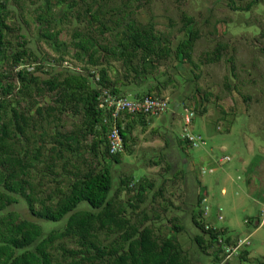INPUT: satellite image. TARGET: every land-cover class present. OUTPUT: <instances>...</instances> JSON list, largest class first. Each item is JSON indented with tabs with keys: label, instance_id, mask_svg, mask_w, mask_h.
<instances>
[{
	"label": "rangeland",
	"instance_id": "rangeland-1",
	"mask_svg": "<svg viewBox=\"0 0 264 264\" xmlns=\"http://www.w3.org/2000/svg\"><path fill=\"white\" fill-rule=\"evenodd\" d=\"M88 2L5 3L4 80L13 81L12 56L22 49L28 52L23 65L35 75L13 81L7 98L22 114L21 139L9 104L3 115L10 146L0 158L13 169L19 156L31 163L27 175L14 170L12 181L27 182L22 189L31 192L34 209H55L75 176L107 168L108 211L124 219L121 227L112 223L93 230L90 251L78 252L76 237L67 236L53 241L51 254L60 259L63 247L77 251L80 264H99L96 250L105 248V253L116 246L117 255L145 232L156 250L166 245L173 264H264V0H100L90 10L96 21L85 12ZM183 17L191 19L194 38L188 59L178 61L173 51L186 38ZM127 23L157 38L163 57L153 63L135 57L131 65L104 57L102 48L115 45V34L126 33ZM76 33L95 40L89 48L95 63L89 62V51L75 47ZM127 65L136 71L147 66L145 72L155 77L128 83L122 76ZM100 71L107 85L127 98L147 93L168 98L165 111L149 117L147 124L133 119L117 161L105 154L102 143L91 150L93 140L102 137H79L85 129L82 102L68 101L60 87L49 89L44 83L77 73L86 76L89 89H96ZM186 110L193 112L187 130L196 145L184 136ZM7 192L0 184V193ZM10 196L15 202L0 209V216L9 213V219L39 225L41 237L62 231L74 211H96L81 202L53 223L31 215L19 195ZM205 226L218 232L219 242L210 239Z\"/></svg>",
	"mask_w": 264,
	"mask_h": 264
},
{
	"label": "trees",
	"instance_id": "trees-1",
	"mask_svg": "<svg viewBox=\"0 0 264 264\" xmlns=\"http://www.w3.org/2000/svg\"><path fill=\"white\" fill-rule=\"evenodd\" d=\"M68 1H70L71 4L75 2V0ZM77 1L84 2V0ZM99 2L100 0H89L87 3L88 5L85 8V12H87L90 20H98L96 12L94 11L93 13H90V10L94 4ZM5 3L6 0H0V64L5 49L4 35L5 31L8 30ZM251 4L252 1L246 3L244 9H248ZM183 18L186 38L179 41L175 45L173 51L174 56L178 61L188 59V51L191 48L194 38L191 31V19L188 17ZM124 30L126 33L122 34L120 37H117L115 34V45H111L108 49L102 48V51L105 52L103 55L104 57H111L116 60L119 59L122 63L130 65L131 61L135 57L141 61H147L149 63H153L155 60L157 61L163 57V47H157V38H154V36L146 29L135 27L132 23H127L124 26ZM74 38H76L75 47L82 51H89V62L92 64L95 63L96 61L91 59L93 51H90L89 49L95 44V40L90 39L89 37L83 38L81 35H78V33L74 35ZM137 54L138 56H136ZM27 56L28 52L24 49L16 51V53L12 56L11 63L14 68V79L12 80L14 82H24L27 77L30 79L34 78L35 75H32L30 70L27 69L28 67L23 65V60H25ZM130 65H127V68H123L124 71L122 75L124 80L128 83H130L131 80H137L138 77V80H140L138 82L140 83L155 77L154 75L149 76V72H145L147 71V66H143L136 71L137 68L135 66L130 67ZM130 70L132 74H130ZM5 78H7V76L4 75L0 66V152L3 153L7 152L10 146V143L8 142L9 132L7 131V126L3 123V115L6 104H9L12 120L16 121L15 129L19 139L23 137V129L21 125L18 124L22 120V114L15 111V109H13L10 105L11 102L7 99L10 92L14 88V82H7L4 80ZM53 81L54 80L52 78L44 83H46L49 89L60 87L66 100L82 102L84 112V120L82 124L85 126V129L80 133L79 137L82 139L87 135H92V140L98 136L102 137L101 139L97 138L93 140L90 146L91 150H94L97 144L102 143L104 145L105 154L111 157L114 161H117L115 157L120 155L123 151L112 155L107 151L106 133L112 118L110 117L108 111L99 106V95L101 88H107L110 92L121 95L118 92V87H110L107 85L109 81L107 77H105L103 71L99 72L97 80V84L99 86L96 89H89L86 76L79 75L77 73H68L63 75L59 83H54ZM116 82H118L117 84L115 83L118 86L124 85L122 81ZM171 83L174 84V82ZM115 84L113 85L115 86ZM163 85L164 84L161 83V86ZM25 86L26 84H23L22 88ZM151 88L152 86L147 87L146 91L151 92ZM147 95H156V93H147ZM139 96L141 95H134V97ZM149 117L153 116H145L142 114L129 115L124 113L119 119H115V124L120 126L123 150L125 147L127 130H129L131 124H133V119L137 118L138 122L147 124V119ZM69 136L73 137V134H69ZM76 140L77 139H75V142ZM68 150L70 151V149ZM30 164L31 163L26 161L23 156H19L18 158L13 159L11 164L15 167L13 169L10 168L11 166H8L9 162L5 159V157L0 158V170H8L6 172L0 171V184L3 188L8 190L7 194L0 193V209H2L5 205L15 202V197L13 198L10 196V193H14V196L19 195L20 198L26 202L27 209L31 215L53 223L60 221L68 212L74 211L76 206L81 202L85 203L90 209L96 211H74L69 214L62 231H50L43 237L40 236L41 232L39 225H36L35 223L26 219H9V213L4 216H0V264H80L81 261L76 258L77 251L63 247H60L61 258L57 259L54 254H51L50 252L51 249H54V247H52V243L57 238H66L67 236L72 238L76 237V242L79 247L78 252H87L90 251L91 248L95 247L93 241L89 239L92 236L93 230L101 227L102 225L108 226L112 223L116 225V227L122 226L121 222H123L124 219H118L108 211V200L106 199V196L111 186L110 173L108 169L105 168L96 173L75 176L69 186V193L64 197L62 203L57 205L55 209H49L46 206L34 209V197L31 192L27 193L22 189V183H25L26 181H20L18 179L17 181H12V178L15 177L16 174L14 170H16L19 174L27 175V168ZM6 220H8V222H5ZM191 220L197 228H200L198 222L194 220L193 215L191 216ZM133 232L134 230L132 233ZM204 232L210 237V239L217 241L216 236L218 235V232L215 229L205 226ZM115 249L116 246H113L111 249L108 248L104 253L105 248H102V250H96L94 256L99 259V264H173V258L167 255L166 245L163 244L159 250H156L153 243L148 240L145 232L139 233L138 238L129 240L126 248L117 255H115ZM105 254L111 258L103 259Z\"/></svg>",
	"mask_w": 264,
	"mask_h": 264
},
{
	"label": "built area",
	"instance_id": "built-area-1",
	"mask_svg": "<svg viewBox=\"0 0 264 264\" xmlns=\"http://www.w3.org/2000/svg\"><path fill=\"white\" fill-rule=\"evenodd\" d=\"M97 80V77H95ZM99 106L109 112L112 118L106 133L107 151L109 154H117L123 151V141L120 135V126L115 124V119H119L122 114H142L145 116H158L168 106V98L156 95H141L139 97L127 98L126 96L114 94L107 88L100 90ZM193 119V112L186 110L182 116L184 136L191 141L192 135L189 134L187 127Z\"/></svg>",
	"mask_w": 264,
	"mask_h": 264
},
{
	"label": "crops",
	"instance_id": "crops-1",
	"mask_svg": "<svg viewBox=\"0 0 264 264\" xmlns=\"http://www.w3.org/2000/svg\"><path fill=\"white\" fill-rule=\"evenodd\" d=\"M123 84H127L126 81H122ZM180 107V106H176V109Z\"/></svg>",
	"mask_w": 264,
	"mask_h": 264
}]
</instances>
